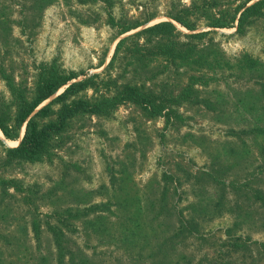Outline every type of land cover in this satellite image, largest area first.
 <instances>
[{
	"label": "rangeland",
	"instance_id": "obj_1",
	"mask_svg": "<svg viewBox=\"0 0 264 264\" xmlns=\"http://www.w3.org/2000/svg\"><path fill=\"white\" fill-rule=\"evenodd\" d=\"M258 1L0 0L11 125L50 67L77 78L39 125L126 86L164 107L80 113L35 162L8 156L27 123L0 131V264H264V5L239 25Z\"/></svg>",
	"mask_w": 264,
	"mask_h": 264
},
{
	"label": "trees",
	"instance_id": "obj_2",
	"mask_svg": "<svg viewBox=\"0 0 264 264\" xmlns=\"http://www.w3.org/2000/svg\"><path fill=\"white\" fill-rule=\"evenodd\" d=\"M264 0H260L251 6H244L239 19V25H243L249 17L260 12ZM177 20L181 25L188 27L185 22ZM212 27L225 28L227 25L218 21ZM136 28V27H134ZM126 29L124 33L134 29ZM148 31H159L169 33L175 30V27L168 22L156 24L147 29ZM192 30V29H191ZM75 75H63L55 67L45 69L38 81L36 90V99L29 103L23 102L15 117L14 126L11 125L4 115L0 116V131L3 136L12 141L19 140V129L27 123L25 135L19 146L8 149L10 158L23 159L30 162H35L42 159L48 152L52 139L64 131L69 119L80 113L99 114L111 110L122 102H132L150 110L153 115H159L163 112L164 107L156 103L155 97L149 93H145L140 89L132 86H126L113 98H106L95 103H90L84 100H78L70 104H65L57 115L56 121L45 125H39L35 120L36 117H49L53 113L50 111V104L42 107L33 117L32 115L40 107L42 103L53 97L60 89L66 86L69 82L76 79ZM87 87V81H79L72 83L67 89L58 96L56 101H65L73 95L78 94Z\"/></svg>",
	"mask_w": 264,
	"mask_h": 264
},
{
	"label": "water",
	"instance_id": "obj_3",
	"mask_svg": "<svg viewBox=\"0 0 264 264\" xmlns=\"http://www.w3.org/2000/svg\"><path fill=\"white\" fill-rule=\"evenodd\" d=\"M24 135H25V133H24ZM24 137V136H23ZM22 141V140H21Z\"/></svg>",
	"mask_w": 264,
	"mask_h": 264
}]
</instances>
